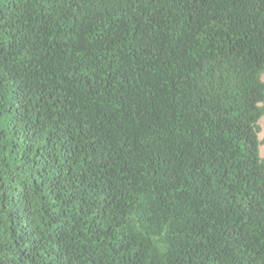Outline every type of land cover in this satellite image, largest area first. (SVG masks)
<instances>
[{"label": "trees", "instance_id": "obj_1", "mask_svg": "<svg viewBox=\"0 0 264 264\" xmlns=\"http://www.w3.org/2000/svg\"><path fill=\"white\" fill-rule=\"evenodd\" d=\"M264 0H0V264H264Z\"/></svg>", "mask_w": 264, "mask_h": 264}, {"label": "rangeland", "instance_id": "obj_2", "mask_svg": "<svg viewBox=\"0 0 264 264\" xmlns=\"http://www.w3.org/2000/svg\"><path fill=\"white\" fill-rule=\"evenodd\" d=\"M262 80L264 81V73L262 74ZM260 132H259V139H264V115L260 119ZM260 153L261 155L264 154V144L260 146Z\"/></svg>", "mask_w": 264, "mask_h": 264}]
</instances>
